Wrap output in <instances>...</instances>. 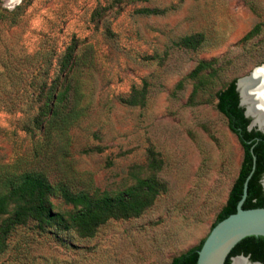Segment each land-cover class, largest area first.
Returning a JSON list of instances; mask_svg holds the SVG:
<instances>
[{"label": "rangeland", "instance_id": "rangeland-1", "mask_svg": "<svg viewBox=\"0 0 264 264\" xmlns=\"http://www.w3.org/2000/svg\"><path fill=\"white\" fill-rule=\"evenodd\" d=\"M194 35L204 37L199 47L180 46ZM202 62L210 66L191 77ZM263 64L264 0H0V168L75 176L111 193L139 177L166 185L142 216L112 220L92 238L20 226L0 264H170L199 246L244 155L217 94ZM146 85L144 105L125 103ZM66 87L76 116L50 142L43 108Z\"/></svg>", "mask_w": 264, "mask_h": 264}, {"label": "trees", "instance_id": "trees-1", "mask_svg": "<svg viewBox=\"0 0 264 264\" xmlns=\"http://www.w3.org/2000/svg\"><path fill=\"white\" fill-rule=\"evenodd\" d=\"M144 12L158 13L150 9ZM203 39V35L188 36L179 44L184 48L196 49L202 44ZM69 52V57H66L68 62L72 55V47L69 48ZM209 66L208 62L200 63L190 76L200 78ZM236 82L237 80L229 83L218 92L217 109L227 118L229 129L238 137L244 149V159L228 201L219 213L213 228L237 211L245 181L252 171V148L256 156V169L249 182L248 197L243 208H264V190L258 184L264 173V134L248 129L251 120L240 107ZM70 90L66 87L55 91L49 103L43 108L42 116L46 120L43 130L50 142H53L56 132L63 138L75 119L76 105ZM147 95L146 85L141 90H134L130 97L125 99V103L131 106L144 105ZM36 120L39 122L41 118L37 117ZM149 155L151 171H159L161 161L153 150L149 151ZM76 182L75 176L53 178L43 170L35 168L17 165L0 168V254L7 250L12 232L20 226L34 222L42 231L49 228L75 230L83 238H92L101 226L112 220H129L142 216L153 207L158 196L166 191V185L154 175L139 177L132 185L117 193L102 192L93 186L82 188ZM53 198L62 199L72 206V210L55 211ZM205 240L199 246L175 256L170 264H197L199 251ZM238 255L248 256L251 261L264 264V237H248L242 240L233 249L226 264H230L231 258Z\"/></svg>", "mask_w": 264, "mask_h": 264}, {"label": "water", "instance_id": "water-1", "mask_svg": "<svg viewBox=\"0 0 264 264\" xmlns=\"http://www.w3.org/2000/svg\"><path fill=\"white\" fill-rule=\"evenodd\" d=\"M262 68H264V64L253 69L248 75L238 79L236 86L240 97V107L244 109L245 116L251 119L250 129L257 128L264 133V124L258 123L255 115L249 112L248 106L243 102L241 91V84L243 82L249 85H253L256 82ZM255 168L256 157L254 156L253 170L246 179L243 197L238 203L236 213L219 222L211 230L199 251L197 264H226L231 252L242 240L248 237H264V208H243L248 196L249 182ZM239 257L245 259L249 264H262L261 262L251 261L250 257L245 255L231 258V261L233 262L235 258Z\"/></svg>", "mask_w": 264, "mask_h": 264}, {"label": "bare ground", "instance_id": "bare-ground-1", "mask_svg": "<svg viewBox=\"0 0 264 264\" xmlns=\"http://www.w3.org/2000/svg\"><path fill=\"white\" fill-rule=\"evenodd\" d=\"M241 91L243 102L248 106L249 112L257 118V122L264 124V68L258 74L256 82L252 85L242 83ZM233 264H249L245 259L235 258Z\"/></svg>", "mask_w": 264, "mask_h": 264}, {"label": "flooded vegetation", "instance_id": "flooded-vegetation-1", "mask_svg": "<svg viewBox=\"0 0 264 264\" xmlns=\"http://www.w3.org/2000/svg\"><path fill=\"white\" fill-rule=\"evenodd\" d=\"M251 120V119H250ZM251 124V123H250ZM250 131L251 130H257V131H259L257 128H254V129H250V125H249V128H248ZM261 132V131H260ZM233 133V132H232ZM261 133H263V132H261ZM234 134V133H233ZM264 134V133H263ZM235 135V134H234ZM237 137V136H236ZM237 139H238V137H237ZM238 141H239V139H238ZM240 142V141H239ZM241 144V143H240ZM242 146V145H241ZM243 148V147H242ZM243 153H244V149H243ZM252 155H253V166H254V156H255V154H254V150H253V148H252ZM256 157V156H255ZM243 159H244V155H243ZM243 162V161H242ZM241 166H242V164H241ZM253 166H252V170H253ZM256 169V168H255ZM240 170H241V167H240ZM252 172V171H251ZM250 172V173H251ZM255 172V171H254ZM239 174H240V171H239ZM239 174H238V176H239ZM250 175V174H249ZM248 175V176H249ZM253 175H254V173H253ZM238 178V177H237ZM248 178V177H247ZM237 180V179H236ZM236 182V181H235ZM246 182V181H245ZM258 184L261 186V188H262V190H264V173L262 174V176H261V178L258 180ZM245 185V184H244ZM234 186V185H233ZM233 188V187H232ZM232 190V189H231ZM231 192V191H230ZM243 197V196H242ZM248 197V196H247ZM229 198V197H228ZM247 200V199H246ZM228 201V200H227ZM246 202V201H245ZM239 256V255H238ZM235 257H237V256H235ZM248 257V256H247ZM232 258H234V257H232ZM263 264V263H262Z\"/></svg>", "mask_w": 264, "mask_h": 264}]
</instances>
